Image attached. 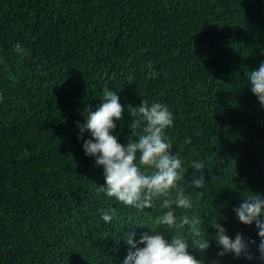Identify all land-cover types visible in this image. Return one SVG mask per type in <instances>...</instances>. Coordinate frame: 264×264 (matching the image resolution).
<instances>
[{
  "label": "trees",
  "instance_id": "1",
  "mask_svg": "<svg viewBox=\"0 0 264 264\" xmlns=\"http://www.w3.org/2000/svg\"><path fill=\"white\" fill-rule=\"evenodd\" d=\"M262 62L264 0H0V264H124L135 251L128 234L139 241L166 211L100 191L104 169L85 155L92 137L81 139L77 122L106 89L125 106L147 100L172 111L166 131L188 169L187 214L210 243L201 251L187 236L191 254L204 264H264L258 229L234 211L243 198L264 197V106L247 79ZM132 119L126 109L112 133L125 146L137 138ZM194 176L204 189L192 188ZM112 207L106 224L101 213ZM213 218L232 239L256 242L252 260L217 255Z\"/></svg>",
  "mask_w": 264,
  "mask_h": 264
},
{
  "label": "clouds",
  "instance_id": "2",
  "mask_svg": "<svg viewBox=\"0 0 264 264\" xmlns=\"http://www.w3.org/2000/svg\"><path fill=\"white\" fill-rule=\"evenodd\" d=\"M14 50L21 56L26 54L20 44H16ZM147 68L149 76L154 78L157 73L151 62ZM247 79L252 93L264 106V62L258 69L250 71ZM2 100L3 96L0 95ZM126 109L133 118L131 133L137 138L128 139L125 146L112 133L117 127L116 121L123 122ZM77 123L81 139L85 131L92 137L84 141L83 149L85 155L95 158L97 167L104 169L105 186H101L100 191L106 197L141 211L152 209L155 202L160 201V208L166 210L155 218V226L148 227L149 232L143 233L139 241L133 240L134 234H128L127 243L135 251L128 252L124 264H204L191 254L186 242V237L191 236L199 250L204 251L210 247L200 219L191 218L187 214L193 208V201L180 182L188 184L185 180L188 169L183 167L179 155L172 153L173 144L166 130L173 127L174 116L168 106L161 103L149 105L147 100H142L136 107L131 104L125 106L115 92L106 89L99 107L95 111L87 109L86 123ZM136 129H140V132L137 133ZM186 142L190 143V140ZM204 166L194 161L191 168L202 171ZM191 185L193 189H204L203 176L198 179L194 176ZM177 210H182L179 217L176 215ZM234 211L240 223L248 226L255 224L260 237L257 248L261 259H264V197L253 194L243 198ZM116 216L117 210L114 207L101 213L106 224H111ZM211 225L216 231V242L222 249L217 255L230 253L237 258H254L250 248V245L256 243L254 240H247L241 234L232 239L215 218ZM160 226H166L167 230L175 233L171 234L170 240L158 230ZM137 244L143 247H137Z\"/></svg>",
  "mask_w": 264,
  "mask_h": 264
}]
</instances>
